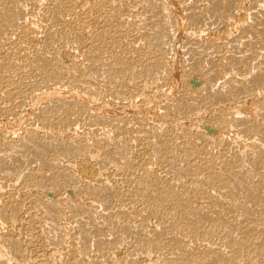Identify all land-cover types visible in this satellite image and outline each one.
<instances>
[{
	"label": "bare ground",
	"instance_id": "obj_1",
	"mask_svg": "<svg viewBox=\"0 0 264 264\" xmlns=\"http://www.w3.org/2000/svg\"><path fill=\"white\" fill-rule=\"evenodd\" d=\"M0 264H264V0H0Z\"/></svg>",
	"mask_w": 264,
	"mask_h": 264
}]
</instances>
